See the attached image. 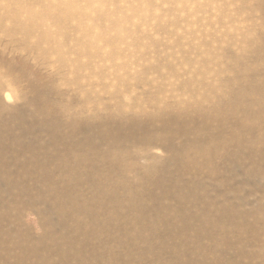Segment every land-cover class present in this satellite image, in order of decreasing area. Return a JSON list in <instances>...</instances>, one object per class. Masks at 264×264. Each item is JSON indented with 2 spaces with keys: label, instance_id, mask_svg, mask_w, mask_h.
I'll use <instances>...</instances> for the list:
<instances>
[{
  "label": "rangeland",
  "instance_id": "rangeland-1",
  "mask_svg": "<svg viewBox=\"0 0 264 264\" xmlns=\"http://www.w3.org/2000/svg\"><path fill=\"white\" fill-rule=\"evenodd\" d=\"M0 264H264V0H0Z\"/></svg>",
  "mask_w": 264,
  "mask_h": 264
}]
</instances>
